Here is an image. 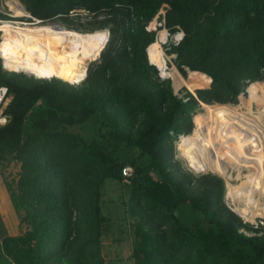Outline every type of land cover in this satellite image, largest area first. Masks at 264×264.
I'll return each mask as SVG.
<instances>
[{"label":"trees","instance_id":"obj_1","mask_svg":"<svg viewBox=\"0 0 264 264\" xmlns=\"http://www.w3.org/2000/svg\"><path fill=\"white\" fill-rule=\"evenodd\" d=\"M22 1L31 16L42 20L67 14L74 8L90 12L118 9L121 14L108 28L109 39L98 59L89 66L86 85L80 92L57 79H30L21 75L7 79L0 74V84L6 85L12 93L6 108L9 120L0 127V158L14 154L21 159L25 153L41 148H63L81 159L82 168L98 167L99 182L105 179L120 181L124 179L120 173L122 166L116 164L102 144L86 142L65 129L99 112L109 125L108 135L118 143L135 146L144 157L145 163L135 166L132 177L127 179L131 196L145 198L174 220L178 246H189L195 241L201 245L204 256H225L229 264H264V237L246 236L233 230L213 216L199 198L180 190L162 169V146L173 135L188 133L190 129V102L176 97L167 80L158 79L155 65L149 63L147 53L145 55V47L155 39L157 29L151 23L152 18L163 12L164 27L168 32H183L179 43L170 45L169 52L176 54L177 65L183 64L192 72L196 87H204L195 90L197 97L220 103L231 100L242 90L246 79L242 73H246L251 82L264 75V44L255 48L237 45L224 52L220 50L221 44L240 26L246 25L251 16L263 19L264 0ZM199 29L203 31L201 36ZM164 38L165 34L159 33L161 43ZM193 45L196 55L191 57L188 52ZM160 54L166 57L164 53ZM154 64L162 72V65ZM192 74L189 72L190 76L184 79L175 70L173 75L190 86ZM192 98L190 96L189 100ZM119 105L129 106L128 113L138 114L144 120L135 137L123 134L116 121L105 115V108ZM57 176V173L48 174L39 183L35 178L26 177L20 181V193L49 191ZM182 201L191 209L202 212L204 221H194L187 227L179 224L171 211ZM54 234L50 236L51 231L46 227L36 225L32 232L2 238L1 245L16 264L23 261L41 263L56 254L57 244L65 245L64 236ZM134 234L133 264H157L149 261L156 243L155 235L136 222Z\"/></svg>","mask_w":264,"mask_h":264},{"label":"rangeland","instance_id":"obj_2","mask_svg":"<svg viewBox=\"0 0 264 264\" xmlns=\"http://www.w3.org/2000/svg\"><path fill=\"white\" fill-rule=\"evenodd\" d=\"M15 1L20 3L26 11L22 0H0V19L21 20L18 16H23V11L18 8ZM26 12L29 14L28 11ZM120 14L121 10L118 9H99L90 12L83 8H74L67 14H56L44 20L29 15L37 19L39 24H53L80 32L103 29L107 32V39H109L108 28L118 20ZM24 15H26L25 12ZM163 16V12H159L152 18L151 23L157 29L155 39L148 47L146 46L147 48L145 47L146 60L151 64L152 62L160 63L163 73L161 76L157 70L158 79L167 80L170 90L176 97L190 102V129L188 133L173 135L169 142L162 146L161 167L180 190L189 196L199 198L213 216L228 224L233 230L246 236L264 237V226L258 224L257 219L254 225V222L246 221L227 206L224 199L226 184L222 176L210 171L195 172L186 165L175 150V142L181 137L189 133L188 138L200 136L206 130H211L215 136H219L224 141L232 137L238 148L240 146V137L239 140L237 137L238 124H230L233 121L226 116L228 110H235L242 115V127L249 129L252 134H249V138L258 137L264 142V75L254 79L260 82L258 103L248 94V86L252 80L246 77V73H242V77L246 78L242 90L233 99L220 103L198 98L195 90L204 87H196V78L192 72L183 64L177 65L176 54L169 52L170 45L178 44L183 32L177 30L169 33L164 27ZM262 18L259 20L254 15L251 16L246 25L240 26L235 34L221 44L220 50L224 52L237 45L246 48L262 46L264 44V13ZM25 20L31 22L28 24H37V21L31 18ZM14 25H10L0 33V56L5 66L14 70L0 68V74L4 78L11 79L21 75L30 79H57L78 92L84 89L87 70L98 59L100 52L94 59L86 62L85 75L77 83H71L56 72L40 73L19 64L11 65L9 55L4 52L3 41ZM200 31L201 29L198 30L199 36L203 32ZM159 33L165 34L162 43L158 40ZM156 52L158 54H155ZM159 52L164 53L166 57ZM188 54L191 57L196 55L195 45L191 47ZM175 70L184 79L190 76L189 72L192 74L190 86L183 83L178 76L173 75ZM175 82H180L183 86ZM190 96L193 97L191 101ZM129 108V106L120 105L107 107L104 113L116 121L118 129L123 134L135 137L144 120L138 114L128 113ZM199 111L200 113L197 114ZM206 112L208 113L204 114ZM210 116L215 119L212 127L208 120ZM65 129L78 134L86 142L102 144L107 153L115 159L116 164L122 166L120 173L124 179L120 181L105 179L99 182L98 167L82 168L81 159L63 151L65 150L63 148H41L25 153L21 159L14 154L0 158V221L3 217L0 228L2 231L8 230L10 236L14 237L32 232L36 225H40L51 231L50 236L55 233L54 235L60 234L65 238V245L57 244L56 254L48 260L41 263L23 261L20 264H133L131 254L136 240L135 222L142 229L155 235L156 243L149 261L153 260L157 264H229L225 256H204L201 245L195 241L189 246H178L174 220L161 213L145 198L131 196V186L127 179L132 177L134 167L144 164L145 159L135 146L118 143L108 135L109 125L99 112L91 114L79 124L66 126ZM233 155L238 162L236 155L234 153ZM257 161L251 162L255 168L258 166ZM226 168L233 169L230 163L226 165ZM240 172L244 173V171ZM53 173H57L58 176L54 179L55 185L50 187L49 191L45 189L39 194L20 193L21 180L30 176L39 183L43 176L48 174L50 176ZM150 174L156 176L154 172ZM29 182L31 183V180ZM35 186L38 187L39 184ZM5 222L9 227L7 229L2 224ZM11 227L13 229H10Z\"/></svg>","mask_w":264,"mask_h":264},{"label":"bare ground","instance_id":"obj_3","mask_svg":"<svg viewBox=\"0 0 264 264\" xmlns=\"http://www.w3.org/2000/svg\"><path fill=\"white\" fill-rule=\"evenodd\" d=\"M15 4L24 15L20 3ZM10 25L14 24L0 21V32ZM6 35L3 48L9 55L11 65L19 64L40 73L56 72L71 83H77L84 77L86 62L97 56L107 40V32L103 29L80 32L53 24H39L38 21L34 25L15 24ZM1 60L5 69L14 71L5 66L2 57ZM259 90V81L250 82L248 94L256 103L260 101ZM226 116L233 121L230 124H238V148L232 137L224 141L211 130H206L200 136L176 141L175 150L195 172L210 171L222 176L226 184L224 199L227 206L249 221L264 214V203H261L264 201V142L258 137L249 138L251 132L242 127L243 117L240 113L228 110ZM208 120L212 127L215 119L210 116ZM256 160L258 169L251 164ZM229 163L232 170L226 168ZM241 168L245 169L244 173L240 172Z\"/></svg>","mask_w":264,"mask_h":264},{"label":"built area","instance_id":"obj_4","mask_svg":"<svg viewBox=\"0 0 264 264\" xmlns=\"http://www.w3.org/2000/svg\"><path fill=\"white\" fill-rule=\"evenodd\" d=\"M25 14L26 15L18 16V18H21V20H17L16 19L15 21H11V20H6V19H4V20L0 19V21L11 22L13 24H15V23L16 24H19V23H21V24L31 23V22H28V21L25 20L27 18H31L34 21H37V19L31 17L26 11H25ZM0 68L2 70H7V69H5L2 66V60H1V58H0ZM11 99H12V93L8 90L7 86L4 85V84H0V120L4 121V123L0 124V127L2 125H4L9 120V115L6 113V108H7L8 104L10 103ZM241 170L244 171L245 169L244 168H241ZM222 180L224 182V179L223 178H222ZM261 203H264V201H262ZM255 219H257V223L258 224H261V225L264 226V214H262V216H260V217H255L252 220H249V222H254V225H256Z\"/></svg>","mask_w":264,"mask_h":264},{"label":"water","instance_id":"obj_5","mask_svg":"<svg viewBox=\"0 0 264 264\" xmlns=\"http://www.w3.org/2000/svg\"><path fill=\"white\" fill-rule=\"evenodd\" d=\"M145 52H146V48H145ZM171 214L179 224H182L183 226L186 227L190 226L194 221H199L200 223H202L205 217L202 212L191 209L190 205L187 202H183V201L178 202L173 207Z\"/></svg>","mask_w":264,"mask_h":264},{"label":"crops","instance_id":"obj_6","mask_svg":"<svg viewBox=\"0 0 264 264\" xmlns=\"http://www.w3.org/2000/svg\"><path fill=\"white\" fill-rule=\"evenodd\" d=\"M1 221H3V217H1ZM0 221V222H1ZM8 222V221H6ZM6 222L2 223L3 226H5V228H9L8 226H6ZM10 229H13L12 227ZM5 230V229H4ZM8 230H5V232L2 231V229L0 228V264H16L11 258L10 256H8L2 249V245H1V240L4 236H10V234L7 232ZM6 233V234H4Z\"/></svg>","mask_w":264,"mask_h":264},{"label":"clouds","instance_id":"obj_7","mask_svg":"<svg viewBox=\"0 0 264 264\" xmlns=\"http://www.w3.org/2000/svg\"><path fill=\"white\" fill-rule=\"evenodd\" d=\"M4 123V121L0 120V124Z\"/></svg>","mask_w":264,"mask_h":264}]
</instances>
